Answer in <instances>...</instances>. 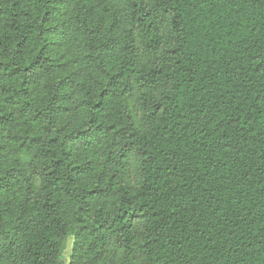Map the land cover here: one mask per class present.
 Returning <instances> with one entry per match:
<instances>
[{
	"label": "trees",
	"instance_id": "16d2710c",
	"mask_svg": "<svg viewBox=\"0 0 264 264\" xmlns=\"http://www.w3.org/2000/svg\"><path fill=\"white\" fill-rule=\"evenodd\" d=\"M68 237L264 264V0H0V264Z\"/></svg>",
	"mask_w": 264,
	"mask_h": 264
},
{
	"label": "rangeland",
	"instance_id": "374dc122",
	"mask_svg": "<svg viewBox=\"0 0 264 264\" xmlns=\"http://www.w3.org/2000/svg\"><path fill=\"white\" fill-rule=\"evenodd\" d=\"M135 180V179H134ZM72 242L73 239L72 237H68L65 241L63 250H62V256L67 264V262L69 261L70 258V253H71V249H72Z\"/></svg>",
	"mask_w": 264,
	"mask_h": 264
}]
</instances>
